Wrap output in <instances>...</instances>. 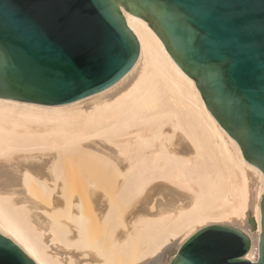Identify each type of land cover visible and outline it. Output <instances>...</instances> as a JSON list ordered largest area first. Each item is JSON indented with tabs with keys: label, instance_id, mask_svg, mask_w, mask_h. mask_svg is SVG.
Returning <instances> with one entry per match:
<instances>
[{
	"label": "bare ground",
	"instance_id": "6f19581e",
	"mask_svg": "<svg viewBox=\"0 0 264 264\" xmlns=\"http://www.w3.org/2000/svg\"><path fill=\"white\" fill-rule=\"evenodd\" d=\"M109 88L66 104L0 97V232L36 264H170L224 224L257 261L264 173L206 106L146 20Z\"/></svg>",
	"mask_w": 264,
	"mask_h": 264
},
{
	"label": "water",
	"instance_id": "95a60500",
	"mask_svg": "<svg viewBox=\"0 0 264 264\" xmlns=\"http://www.w3.org/2000/svg\"><path fill=\"white\" fill-rule=\"evenodd\" d=\"M122 7L146 20L247 161L264 173V0H0V97L66 104L103 91L140 55ZM250 237L211 224L170 264H264ZM0 264H36L0 232Z\"/></svg>",
	"mask_w": 264,
	"mask_h": 264
}]
</instances>
